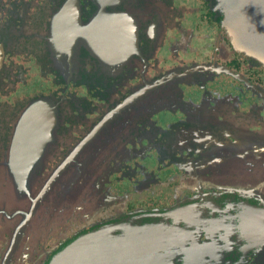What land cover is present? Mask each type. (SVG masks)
Here are the masks:
<instances>
[{
	"label": "flooded vegetation",
	"instance_id": "af4514ba",
	"mask_svg": "<svg viewBox=\"0 0 264 264\" xmlns=\"http://www.w3.org/2000/svg\"><path fill=\"white\" fill-rule=\"evenodd\" d=\"M187 206L264 264V65L222 0H0V264Z\"/></svg>",
	"mask_w": 264,
	"mask_h": 264
},
{
	"label": "water",
	"instance_id": "95a60500",
	"mask_svg": "<svg viewBox=\"0 0 264 264\" xmlns=\"http://www.w3.org/2000/svg\"><path fill=\"white\" fill-rule=\"evenodd\" d=\"M222 3L224 24L236 49L264 65V0H222ZM39 106L37 100L27 112L35 113ZM22 122L21 117L18 124ZM195 211L189 206L138 211L77 235L47 264H228L231 260L222 252L223 248L231 247V235L226 243L221 242L217 230L221 234L224 230L203 225L205 219L213 221V218ZM180 234L190 239L185 250L177 248L173 255H166V240Z\"/></svg>",
	"mask_w": 264,
	"mask_h": 264
},
{
	"label": "rangeland",
	"instance_id": "374dc122",
	"mask_svg": "<svg viewBox=\"0 0 264 264\" xmlns=\"http://www.w3.org/2000/svg\"><path fill=\"white\" fill-rule=\"evenodd\" d=\"M127 216H129V215H127ZM124 217H126V216H124ZM98 227H100V226H96L94 228H98ZM183 234H180L178 236H176V235L170 236L168 238V240H166V244H165L166 255H169V256L173 255L177 248H180V250H182V251L185 250L186 244H187L186 242H188L190 239H189L188 235H183ZM191 249H189V250H191ZM189 252L191 253V251H189Z\"/></svg>",
	"mask_w": 264,
	"mask_h": 264
}]
</instances>
